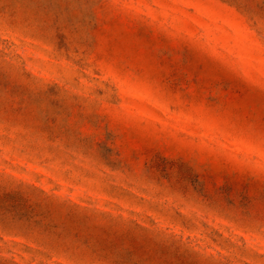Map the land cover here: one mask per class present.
Returning a JSON list of instances; mask_svg holds the SVG:
<instances>
[{
  "label": "rangeland",
  "instance_id": "rangeland-1",
  "mask_svg": "<svg viewBox=\"0 0 264 264\" xmlns=\"http://www.w3.org/2000/svg\"><path fill=\"white\" fill-rule=\"evenodd\" d=\"M0 264H264V0H0Z\"/></svg>",
  "mask_w": 264,
  "mask_h": 264
}]
</instances>
